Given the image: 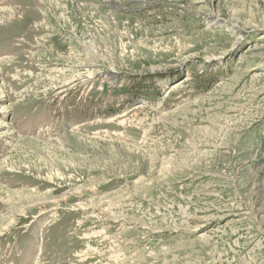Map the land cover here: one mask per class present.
<instances>
[{
    "label": "rangeland",
    "instance_id": "374dc122",
    "mask_svg": "<svg viewBox=\"0 0 264 264\" xmlns=\"http://www.w3.org/2000/svg\"><path fill=\"white\" fill-rule=\"evenodd\" d=\"M0 264H264V0H0Z\"/></svg>",
    "mask_w": 264,
    "mask_h": 264
},
{
    "label": "bare ground",
    "instance_id": "6f19581e",
    "mask_svg": "<svg viewBox=\"0 0 264 264\" xmlns=\"http://www.w3.org/2000/svg\"><path fill=\"white\" fill-rule=\"evenodd\" d=\"M5 10V9H4Z\"/></svg>",
    "mask_w": 264,
    "mask_h": 264
}]
</instances>
